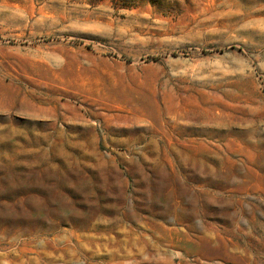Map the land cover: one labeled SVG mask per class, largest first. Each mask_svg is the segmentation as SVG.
I'll list each match as a JSON object with an SVG mask.
<instances>
[{
	"label": "rangeland",
	"instance_id": "rangeland-1",
	"mask_svg": "<svg viewBox=\"0 0 264 264\" xmlns=\"http://www.w3.org/2000/svg\"><path fill=\"white\" fill-rule=\"evenodd\" d=\"M0 264H264V0H0Z\"/></svg>",
	"mask_w": 264,
	"mask_h": 264
}]
</instances>
